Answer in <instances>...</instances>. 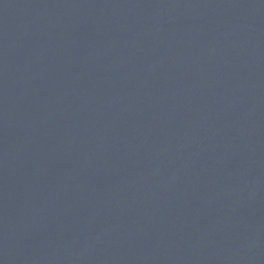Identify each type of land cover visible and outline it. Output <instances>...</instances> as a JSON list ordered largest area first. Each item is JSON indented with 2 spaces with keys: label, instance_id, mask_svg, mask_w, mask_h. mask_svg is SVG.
I'll return each mask as SVG.
<instances>
[{
  "label": "water",
  "instance_id": "obj_1",
  "mask_svg": "<svg viewBox=\"0 0 264 264\" xmlns=\"http://www.w3.org/2000/svg\"><path fill=\"white\" fill-rule=\"evenodd\" d=\"M0 264H264V0H0Z\"/></svg>",
  "mask_w": 264,
  "mask_h": 264
}]
</instances>
